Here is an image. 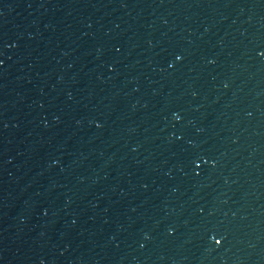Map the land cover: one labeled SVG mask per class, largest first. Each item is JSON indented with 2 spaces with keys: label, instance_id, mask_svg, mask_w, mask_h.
<instances>
[{
  "label": "water",
  "instance_id": "1",
  "mask_svg": "<svg viewBox=\"0 0 264 264\" xmlns=\"http://www.w3.org/2000/svg\"><path fill=\"white\" fill-rule=\"evenodd\" d=\"M80 264H264V0H133Z\"/></svg>",
  "mask_w": 264,
  "mask_h": 264
}]
</instances>
